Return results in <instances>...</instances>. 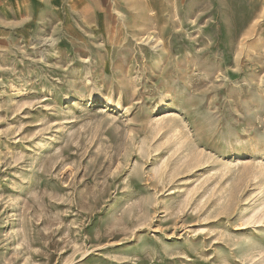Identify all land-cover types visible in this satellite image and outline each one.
<instances>
[{
    "label": "rangeland",
    "instance_id": "obj_1",
    "mask_svg": "<svg viewBox=\"0 0 264 264\" xmlns=\"http://www.w3.org/2000/svg\"><path fill=\"white\" fill-rule=\"evenodd\" d=\"M0 264H264V0H5Z\"/></svg>",
    "mask_w": 264,
    "mask_h": 264
},
{
    "label": "crops",
    "instance_id": "obj_2",
    "mask_svg": "<svg viewBox=\"0 0 264 264\" xmlns=\"http://www.w3.org/2000/svg\"><path fill=\"white\" fill-rule=\"evenodd\" d=\"M5 2V0H0V14H2V8H1V6H2V4Z\"/></svg>",
    "mask_w": 264,
    "mask_h": 264
}]
</instances>
